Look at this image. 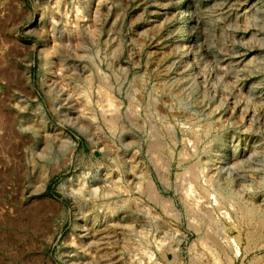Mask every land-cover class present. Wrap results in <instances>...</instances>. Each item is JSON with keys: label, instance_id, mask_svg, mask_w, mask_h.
Here are the masks:
<instances>
[{"label": "rangeland", "instance_id": "1", "mask_svg": "<svg viewBox=\"0 0 264 264\" xmlns=\"http://www.w3.org/2000/svg\"><path fill=\"white\" fill-rule=\"evenodd\" d=\"M129 262L264 264V0H0V264Z\"/></svg>", "mask_w": 264, "mask_h": 264}, {"label": "bare ground", "instance_id": "2", "mask_svg": "<svg viewBox=\"0 0 264 264\" xmlns=\"http://www.w3.org/2000/svg\"><path fill=\"white\" fill-rule=\"evenodd\" d=\"M177 4H178V3H177ZM183 12H184V11H183ZM185 12H186V11H185ZM181 14H182V13H181ZM183 14H184V13H183ZM185 15H186V14H185ZM182 17H184V15H183ZM184 18H185V23L188 24V20L186 19V17H184ZM189 23H190V22H189ZM189 34H190V32L188 31V33H187V29H186V27H185V28L181 31V33H180L179 41H184V40H186V39L189 37ZM90 91H91V85L89 86V84H87V86H86V91H85V95H86V96H90ZM98 92H99L100 94H102V91H101V90H99ZM86 100H87V99H86ZM111 121H112V120H111ZM112 128H113V127H112ZM149 143H150V142H149ZM158 146H159V145H158ZM158 146H157V147H158ZM162 148H163V147H162ZM152 149L155 150L154 148H152ZM160 149H161V148H160ZM148 186H149V183H148ZM150 188H153L152 185H151V187H149V189H148V193H149L150 195H152L153 197H155L154 192H153ZM145 189H146V188H145ZM146 191H147V190H146ZM146 191H145V192H146ZM155 193H156V192H155ZM156 196H157V195H156ZM156 199H157V198H156ZM149 200H150V198H149ZM151 201H153V198H152ZM156 201H157V200H156ZM159 202H160V201H159ZM159 202H158V203H159ZM196 211H197V210H196ZM203 214H204V213H203ZM205 214H206V213H205ZM205 214H204V215H205ZM204 215H203V216H204ZM205 216H206V215H205ZM208 216H209V215H208ZM206 217H207V216H206ZM208 219H209V218H208ZM197 222H198V221H197ZM132 226H133V225H132ZM128 228L131 229L132 227L130 228V227L128 226ZM129 229H128V230H129ZM132 229H133V228H132ZM132 229H131V230H132ZM126 230H127V229H126ZM128 230H127V231H128ZM130 232H132V231H130ZM132 233H135V232H132ZM124 235H125V234H124ZM129 235H130V234H129ZM127 236H128V235H127ZM125 239H126V238H125ZM131 239H132V238H131ZM109 240H110V239H109ZM128 240H129V239H128ZM124 241H126V240H124ZM215 241H217V240H215ZM212 242L214 243V240H213ZM128 243H129V242H128ZM213 243H212V244H213ZM217 243L219 244V242H217ZM121 244H122V243H121ZM123 244H124V243H123ZM225 244H226V243H225ZM100 245H101V244H100ZM127 245H128V244H127ZM215 245H216V243H215ZM215 245H214V246H215ZM98 246H99V245H98ZM123 246H125V245H123ZM128 246H129V245H128ZM216 246H217V245H216ZM218 246H219V245H218ZM220 246L223 247V245H221V244H220ZM220 246H219L218 248H221ZM126 247H127V246H126ZM123 248H124V247H123ZM125 250H126V248H125ZM128 250H129V249H128ZM132 250H133V249H132V247H131L129 251H132ZM134 250H135V249H134ZM128 253H129V252H128ZM224 253H225V252H224ZM225 254H226V253H225ZM130 255H131V254H130ZM219 256H220V255H219ZM223 257H224V256H223ZM129 263H130V262H129ZM130 264H131V263H130Z\"/></svg>", "mask_w": 264, "mask_h": 264}]
</instances>
